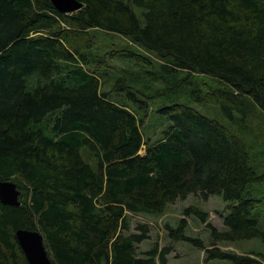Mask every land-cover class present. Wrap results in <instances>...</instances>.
<instances>
[{
  "label": "trees",
  "instance_id": "trees-1",
  "mask_svg": "<svg viewBox=\"0 0 264 264\" xmlns=\"http://www.w3.org/2000/svg\"><path fill=\"white\" fill-rule=\"evenodd\" d=\"M78 1L82 8L64 13L50 0H0V178L17 184L21 202H0V264H28L19 228L42 234L54 264H168L179 240L203 248L206 260L264 264V253L217 246L264 243V190L247 188L264 183V160H252L264 157V0ZM93 29L137 44L141 53L105 54L139 69L101 73ZM105 76H115L107 91ZM185 94L217 104L239 134L174 102ZM161 95L168 102L157 112L168 125L145 138L149 100ZM189 194L223 201L222 229L203 204L182 213L209 229V246L184 234L182 218L139 251L152 227L128 232L129 216L163 214Z\"/></svg>",
  "mask_w": 264,
  "mask_h": 264
},
{
  "label": "rangeland",
  "instance_id": "rangeland-1",
  "mask_svg": "<svg viewBox=\"0 0 264 264\" xmlns=\"http://www.w3.org/2000/svg\"><path fill=\"white\" fill-rule=\"evenodd\" d=\"M137 13V16L143 20V16L140 11L134 9ZM92 32L94 33L95 43L92 47V52L94 55L98 57H103L105 64L107 67H103L99 69V71L103 74H128L134 73L136 70L139 69V66L131 64L129 61L119 59V58H112L106 56L110 49H129L135 52L141 53V48L131 42L128 38L111 33H105L101 29H93ZM96 58V59H97ZM108 67H113L114 69H110ZM207 79V77H205ZM115 76H105V82L102 85V90L107 91L111 89L112 84L114 83ZM206 81V80H205ZM210 84H214L212 79L208 80ZM207 82V81H206ZM155 87H158V84H153L146 93H155ZM206 89V86H203ZM117 94V91H111L110 95L112 97ZM119 100H122L121 93L117 96ZM168 102V98H165L164 95L155 96L149 100V110L147 119L145 120L144 124L142 125V132L145 138L151 137L152 139H156L160 136L161 130L165 129L168 125V119L161 116L157 109L162 106L164 103ZM174 102L183 103L187 106H190L197 110L198 112L202 113L203 115L212 118L219 123L226 125L230 128L236 135L239 133L235 128V125L232 121H230L227 117L223 115L221 110L219 109L217 104L214 103H203L198 104L191 100L186 94L182 96H178L177 100ZM264 139V138H263ZM262 147L264 149V141L262 142ZM143 149V147H142ZM142 152V151H141ZM80 153L82 157L90 163L93 168H95L96 160L95 157L90 155L85 147H81ZM252 160L255 164H260L264 157L261 156L258 152L254 153ZM249 190H264V183H253L247 185ZM218 197V196H217ZM220 198V197H219ZM206 204L204 200L199 198L196 195L189 194L184 199H177L174 203H169L165 206L164 213L160 214L159 212H146L140 214H132L130 215V229L128 232H133L135 230V225L138 223H148L151 225L152 231L150 232V237L148 240H144L138 244V250L142 251L148 248L149 240H151L152 236L158 238V235L161 234L163 224H168L173 228H178L180 224V220L185 218V222L183 223L184 226V234L186 236H190L193 238H199L203 240V244L205 246H209L210 240V231L207 227L203 226L197 219L193 218L192 214L190 216L183 215V210L185 207L189 205H194L198 208L202 206L203 210L209 212V221L211 225L215 228L222 229V219L219 216V212L223 210L222 202L217 198L211 197L207 200ZM225 204V203H224ZM262 206L261 209H263ZM129 214V213H128ZM187 221V223H186ZM167 239H161V245L166 242ZM151 245V243H150ZM217 246L222 250H232L235 252L243 253V252H252L255 253H264V243L260 242L258 239H249V240H235V241H227V242H218ZM176 253H179V256H176ZM204 256V249L196 246L190 241H174L173 242V249L169 255V262L168 264H230L228 260L222 259H209L206 260Z\"/></svg>",
  "mask_w": 264,
  "mask_h": 264
},
{
  "label": "water",
  "instance_id": "water-1",
  "mask_svg": "<svg viewBox=\"0 0 264 264\" xmlns=\"http://www.w3.org/2000/svg\"><path fill=\"white\" fill-rule=\"evenodd\" d=\"M60 12H74L83 6L78 0H50ZM20 190L12 180L0 178V202L12 206L20 205ZM16 239L28 264H54L48 256L42 234L37 230L19 228L15 231Z\"/></svg>",
  "mask_w": 264,
  "mask_h": 264
},
{
  "label": "bare ground",
  "instance_id": "bare-ground-1",
  "mask_svg": "<svg viewBox=\"0 0 264 264\" xmlns=\"http://www.w3.org/2000/svg\"><path fill=\"white\" fill-rule=\"evenodd\" d=\"M141 151H143V149H141ZM141 151H140V152H141ZM141 153H142V152H141Z\"/></svg>",
  "mask_w": 264,
  "mask_h": 264
}]
</instances>
